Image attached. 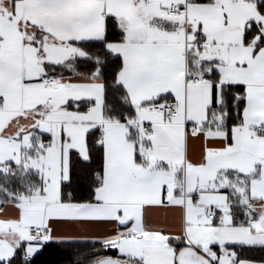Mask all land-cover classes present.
Returning a JSON list of instances; mask_svg holds the SVG:
<instances>
[{
  "label": "snow or ice",
  "instance_id": "snow-or-ice-1",
  "mask_svg": "<svg viewBox=\"0 0 264 264\" xmlns=\"http://www.w3.org/2000/svg\"><path fill=\"white\" fill-rule=\"evenodd\" d=\"M264 264V0H0V264Z\"/></svg>",
  "mask_w": 264,
  "mask_h": 264
},
{
  "label": "trees",
  "instance_id": "trees-1",
  "mask_svg": "<svg viewBox=\"0 0 264 264\" xmlns=\"http://www.w3.org/2000/svg\"><path fill=\"white\" fill-rule=\"evenodd\" d=\"M57 255V248L55 246H50L41 253V255L36 259L35 264H49V261Z\"/></svg>",
  "mask_w": 264,
  "mask_h": 264
}]
</instances>
